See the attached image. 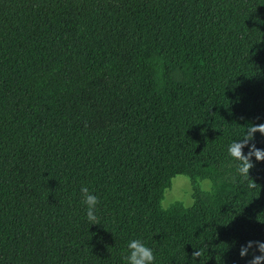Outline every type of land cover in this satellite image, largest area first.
Here are the masks:
<instances>
[{"label": "trees", "instance_id": "obj_1", "mask_svg": "<svg viewBox=\"0 0 264 264\" xmlns=\"http://www.w3.org/2000/svg\"><path fill=\"white\" fill-rule=\"evenodd\" d=\"M260 123L264 0H0V264H127L133 239L154 264H248L264 161L249 188L228 148ZM177 175L193 204L165 208Z\"/></svg>", "mask_w": 264, "mask_h": 264}, {"label": "clouds", "instance_id": "obj_2", "mask_svg": "<svg viewBox=\"0 0 264 264\" xmlns=\"http://www.w3.org/2000/svg\"><path fill=\"white\" fill-rule=\"evenodd\" d=\"M257 132L264 135V123L251 124L243 137L238 141H233L228 148L229 155L239 161L237 171L244 180L249 181V188L256 187V182H252L250 177V170L255 166L252 157L254 156L257 161H264V149L258 148L254 142L250 144V142L254 141L255 133ZM249 144L250 150L245 154L243 149ZM80 191L83 197L82 202L87 206V220L92 224H100L96 215L97 205L100 202L99 197L90 192L87 186L81 187ZM128 248L130 249V254L124 257L127 264H154L156 257L153 249L148 247L142 240H131ZM250 250H252V259L248 261V264H264V241H248L246 245H241L239 254L241 257H246L249 255ZM257 251L260 253L259 255L256 254ZM202 255V249H198L192 253V258H202Z\"/></svg>", "mask_w": 264, "mask_h": 264}, {"label": "rangeland", "instance_id": "obj_3", "mask_svg": "<svg viewBox=\"0 0 264 264\" xmlns=\"http://www.w3.org/2000/svg\"><path fill=\"white\" fill-rule=\"evenodd\" d=\"M198 185L201 189L210 190L212 188V181L208 178L198 179ZM194 183L187 175H177L173 178L172 186L165 192V198L162 205L167 208L172 202L176 200L183 201L186 205L193 204Z\"/></svg>", "mask_w": 264, "mask_h": 264}]
</instances>
